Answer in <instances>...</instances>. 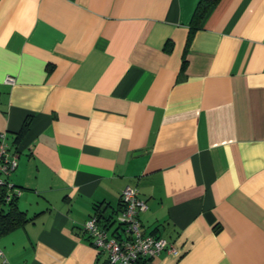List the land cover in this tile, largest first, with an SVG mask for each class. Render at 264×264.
Segmentation results:
<instances>
[{"label": "crops", "instance_id": "obj_1", "mask_svg": "<svg viewBox=\"0 0 264 264\" xmlns=\"http://www.w3.org/2000/svg\"><path fill=\"white\" fill-rule=\"evenodd\" d=\"M196 2L0 0L10 264H104L81 223L113 231L125 185L174 248L133 264H264V0H216L185 46Z\"/></svg>", "mask_w": 264, "mask_h": 264}, {"label": "built area", "instance_id": "obj_2", "mask_svg": "<svg viewBox=\"0 0 264 264\" xmlns=\"http://www.w3.org/2000/svg\"><path fill=\"white\" fill-rule=\"evenodd\" d=\"M5 82L11 83L13 78L6 76ZM17 150L11 145L5 131H0V191L3 199L9 200L18 190L7 180V176L17 163ZM121 208L114 218L116 226L107 233L104 226L99 225L95 213L90 214L81 223L82 230L89 242L97 251L105 254L104 264H133L137 258L152 257L160 250L173 251V246L165 238L141 230L138 218L139 211L146 207L145 200L137 195L134 186L125 185L120 191ZM0 264H10L0 248Z\"/></svg>", "mask_w": 264, "mask_h": 264}, {"label": "trees", "instance_id": "obj_3", "mask_svg": "<svg viewBox=\"0 0 264 264\" xmlns=\"http://www.w3.org/2000/svg\"><path fill=\"white\" fill-rule=\"evenodd\" d=\"M215 1L216 0H197L188 23L187 34L185 37L184 44L185 46L190 38L191 33L198 27V23L201 17L203 16L204 12L206 11L207 7ZM183 61L184 60L182 58V63ZM26 125L27 121H24L20 129L14 135H12V143L16 142L19 136L23 133L24 129L26 128ZM3 194L4 190L2 189L0 191V203L6 202L7 209L2 212L0 211V233L7 231L8 229L19 224L23 220L21 212L16 208V205L14 203L15 195H13L9 200H4Z\"/></svg>", "mask_w": 264, "mask_h": 264}]
</instances>
